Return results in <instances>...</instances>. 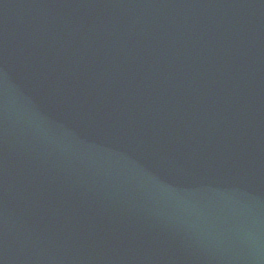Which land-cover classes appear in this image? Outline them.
Listing matches in <instances>:
<instances>
[{"label":"water","instance_id":"water-1","mask_svg":"<svg viewBox=\"0 0 264 264\" xmlns=\"http://www.w3.org/2000/svg\"><path fill=\"white\" fill-rule=\"evenodd\" d=\"M0 264H264V0H0Z\"/></svg>","mask_w":264,"mask_h":264}]
</instances>
